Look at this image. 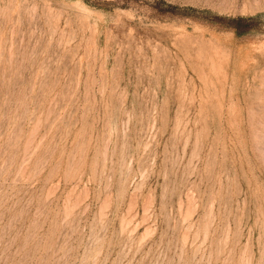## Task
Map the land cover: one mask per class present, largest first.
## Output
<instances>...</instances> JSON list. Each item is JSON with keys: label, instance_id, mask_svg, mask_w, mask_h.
<instances>
[{"label": "rangeland", "instance_id": "1", "mask_svg": "<svg viewBox=\"0 0 264 264\" xmlns=\"http://www.w3.org/2000/svg\"><path fill=\"white\" fill-rule=\"evenodd\" d=\"M0 264H264V0H0Z\"/></svg>", "mask_w": 264, "mask_h": 264}]
</instances>
